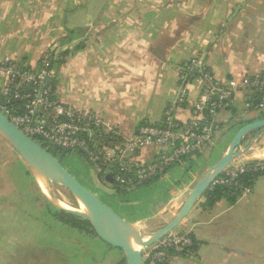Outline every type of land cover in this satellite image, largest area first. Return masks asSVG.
Here are the masks:
<instances>
[{"label": "crops", "instance_id": "obj_1", "mask_svg": "<svg viewBox=\"0 0 264 264\" xmlns=\"http://www.w3.org/2000/svg\"><path fill=\"white\" fill-rule=\"evenodd\" d=\"M50 48L60 55L53 63L57 98L76 109L93 111L105 129L118 130L125 139L136 136L139 125L161 123L168 105L176 121L192 118L191 104L200 89L196 68L185 85L190 102H179L178 97L181 67L194 57L216 79L233 78L239 84L215 116L217 134L185 158H189L183 163L184 168L189 166L186 173L171 168L163 174L166 179L174 176L169 194L144 196L151 207L141 205L145 202L138 198L119 197L113 182L97 178L88 159L80 155L86 165L81 178L104 195L119 199L124 211L134 206L137 214L130 218L128 212L119 214L93 188L83 185L145 232L176 213L199 175L224 153L236 131L259 117L246 111L245 104L260 94L243 85L264 72V0H0V60L30 67ZM241 145L243 152L236 162L264 161V130L256 136L249 132ZM157 151L156 145L147 144L139 151V160L150 161ZM21 166L26 164L0 136V264L126 261L121 248L109 245L95 232L67 223L57 209L37 207L36 198L29 199L20 190ZM27 172L23 169V179ZM201 198L176 230L192 235L196 246L175 255L171 264H264L259 236L264 225L254 219L252 235L245 237L237 230L243 222L235 211L240 203L264 210V173L234 203L220 198L205 208L202 202L198 204ZM21 200L29 210L21 208Z\"/></svg>", "mask_w": 264, "mask_h": 264}, {"label": "built area", "instance_id": "obj_2", "mask_svg": "<svg viewBox=\"0 0 264 264\" xmlns=\"http://www.w3.org/2000/svg\"><path fill=\"white\" fill-rule=\"evenodd\" d=\"M58 58V50L50 48L30 67L11 59L0 60V111L38 143L44 141L81 153L98 178L110 174L121 189H130L163 175L182 163L196 147L210 141L219 129L215 116L239 88L233 78L216 79L194 57L181 67L178 97L179 102H190L185 85L193 78L196 68L200 89L197 100L191 104L192 118L183 123L176 121L173 107L168 105L161 123L139 125L137 135L125 139L118 130L105 129L93 111L76 109L57 98L54 62ZM243 86L260 94L255 101L246 102V111L264 115V72L249 77ZM147 144L156 145L158 151L150 161L143 162L139 160V151ZM248 162L232 160L211 186L239 189V196L249 192L250 187L243 186L238 177L248 170L264 169V161ZM192 242L189 234L172 230L144 249L141 264H171L172 258Z\"/></svg>", "mask_w": 264, "mask_h": 264}, {"label": "water", "instance_id": "obj_3", "mask_svg": "<svg viewBox=\"0 0 264 264\" xmlns=\"http://www.w3.org/2000/svg\"><path fill=\"white\" fill-rule=\"evenodd\" d=\"M262 130H264V116L252 119L240 127L228 142L224 153L199 175L176 213L159 228L145 232L122 219L93 191L79 182L53 153L26 135L0 111V136L16 151L31 172L45 177L46 180L53 179L64 185L78 201L81 208L61 206L47 188L51 195L47 197L53 206L57 210L84 219L101 240L121 248L125 252V264H141L144 249L174 230L224 168L243 152L242 138L253 131L256 136ZM106 179L110 182L113 181L110 174L106 175ZM139 185L141 184L134 187Z\"/></svg>", "mask_w": 264, "mask_h": 264}, {"label": "rangeland", "instance_id": "obj_4", "mask_svg": "<svg viewBox=\"0 0 264 264\" xmlns=\"http://www.w3.org/2000/svg\"><path fill=\"white\" fill-rule=\"evenodd\" d=\"M28 10H31V9H28ZM33 10L35 12H39V11H43L44 9L34 8ZM22 14L29 16V14L27 12H24V11H22ZM20 17H21V15H20ZM16 18H17V15H16ZM57 48L60 49L59 47H57ZM256 114L258 115V113H256ZM39 142L41 143V145H43V147L45 146V148H48V149L50 148L48 145L45 144L44 141H39ZM51 151L54 152L53 149H51ZM64 153H65V155H67L65 158H63L61 156V154H59V152H56L53 154L61 162V164L77 180H79L82 184L89 186L88 183L83 178H81V174L83 172L82 170H84L86 165L80 162L82 160V158H80V154L77 151H68V150L65 151ZM188 161H189V158L187 160L184 159V161L182 163L173 166L172 169H174L175 171H180V172L182 171V173H186L185 172L187 170L186 168L189 166L187 165V167L184 168L183 163L184 162L188 163ZM88 165L92 168L91 164L88 163ZM21 167L22 168L20 169L21 170L20 171L21 172L20 190H21V192H26L27 197L29 199H31L32 197L36 198L35 199V205L37 207H44L47 209L50 208L51 210H53V209L56 210V208L53 206V204L50 202V200L47 197V196H51L49 191L47 190V188H48L52 192L53 197L58 202L62 201L69 208H81L78 201L74 198V196L70 193V191L64 185H62L61 183H59L53 179L46 180V178H44V177H41V176L37 177V175H35L33 172H31L27 166H21ZM25 167H27V168H25ZM23 169H27L28 174H25V175H28V176L31 175L32 178L30 176H29L30 178H28V176H27L23 179V175H24ZM166 176L167 175L158 176V177L148 181L147 183L142 184L139 187V189H135V190H131V191L126 190L125 192H123V193H125L124 195H122L123 193L120 192L119 194H121V195L120 196L117 195V196H119V197L124 196L123 199L128 200V201L130 199H131V201L137 200L136 198H138L141 202H143V201L145 202V203H141V205H143V206H147L148 204L150 205L151 202L147 201L144 197V196L148 195V193L158 194V195L160 194L164 197H166L169 194L168 189L170 187V183H171L174 176H173V174H169L167 179H166ZM100 180L104 182L103 178H100ZM159 181H162V182H159ZM172 183H173V181H172ZM89 187L93 188L92 186H89ZM93 190H95L97 195L104 202L109 204V206H111L119 214H122L121 212L130 213L129 215H127V213H126L127 218L128 217L130 218V216H135V214H137V211L134 208V206H131V207L127 208L126 211H124V208L120 207V205H119V199H115L114 197L106 196L103 193H101L98 189L93 188ZM203 199H204V196L201 198V200L199 201L198 204L203 202L204 201ZM21 202H24V201L21 200ZM25 203L26 202L21 204V208L29 210L30 209L29 206L25 205ZM198 204H196V205H198ZM243 204L244 203H240L235 208V211L238 212V214H240L241 222H243L240 225H238L237 230L240 231L241 234L244 235L245 237H250L252 235V232H251L252 224H251V222H253L254 219L261 220V224L264 225V219H263L264 210L261 209V207L256 209L252 205L251 206L248 205L250 207V208H248V207L244 206ZM151 206L152 205H150V207ZM124 207H126V206H124ZM205 208H208V207H205ZM247 209H249V211ZM231 214H233V213H231ZM228 219L233 221V216H230ZM164 221H167V219L160 221L156 225L155 229L159 228L162 224H164ZM232 223H234V222H232ZM180 228H181L180 226H177L174 229V231H176ZM179 233H183V232H179ZM259 236H260L261 244L264 245V233L260 232ZM192 250H190V251H192Z\"/></svg>", "mask_w": 264, "mask_h": 264}, {"label": "trees", "instance_id": "obj_5", "mask_svg": "<svg viewBox=\"0 0 264 264\" xmlns=\"http://www.w3.org/2000/svg\"><path fill=\"white\" fill-rule=\"evenodd\" d=\"M59 58H60V55H59ZM260 116H264V115L262 114ZM45 144L48 145L51 149L54 150V152H53V151H51L50 148L49 149L47 148L52 153H56V152L63 153L65 151H67L65 149H60V148H58V147H56L53 144H50L48 142L45 143ZM79 154L82 155L81 153H79ZM253 162L254 161H250V162H248V164L253 163ZM263 173H264V169H260V170L258 169L256 171L248 170L247 172H245L243 174H240L238 179H239V182L243 184V186L251 187L253 185L254 180L259 175H261ZM96 177H97V175H96ZM102 178H103V180H107L106 176H104ZM99 179H100V177H99ZM113 184L115 185V188L117 189L118 192H124L125 191V189H121V188L117 187L114 182H113ZM239 193H240L239 189L234 190L233 187H225V186H220V185H213V186H211L209 189H207L205 191V193L203 195L204 196V201L202 202V205L204 207H211L220 198L226 199L229 203H234L237 200V198L239 196ZM57 213L61 217H63L64 220L67 223H69V224H71L73 226H76L79 229H82L84 231L90 230V231L94 232V230L92 229L91 225L87 221H85L84 219H82L80 217H77V216H75L73 214H69V213H66L64 211H60V210H57ZM191 238L193 239L192 245L189 246V248H187L182 253L190 251V250L194 249V247L196 246V241L194 240L192 235H191ZM115 264H125V261L117 262Z\"/></svg>", "mask_w": 264, "mask_h": 264}, {"label": "bare ground", "instance_id": "obj_6", "mask_svg": "<svg viewBox=\"0 0 264 264\" xmlns=\"http://www.w3.org/2000/svg\"><path fill=\"white\" fill-rule=\"evenodd\" d=\"M257 156V155H256ZM41 175H37V177H40ZM41 177H43V176H41ZM45 178V177H44ZM61 206H63V207H68V206H66L62 201H60V202H58Z\"/></svg>", "mask_w": 264, "mask_h": 264}]
</instances>
